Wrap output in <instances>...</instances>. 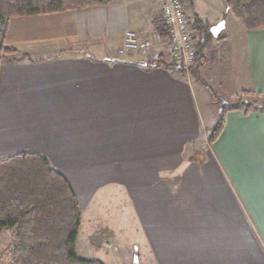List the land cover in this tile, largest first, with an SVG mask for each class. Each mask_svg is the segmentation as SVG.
Returning <instances> with one entry per match:
<instances>
[{"label": "crops", "instance_id": "crops-1", "mask_svg": "<svg viewBox=\"0 0 264 264\" xmlns=\"http://www.w3.org/2000/svg\"><path fill=\"white\" fill-rule=\"evenodd\" d=\"M165 1L0 19L3 47L17 52L7 59H19L0 62V159L43 156L80 209L121 186L156 264H264V112L227 110L207 141L192 76L156 67L170 62ZM186 1L195 40L199 20ZM205 1L232 27L218 36L229 53L217 75L222 101L264 95V28L246 30L225 0ZM127 32L148 43L147 54L120 60Z\"/></svg>", "mask_w": 264, "mask_h": 264}, {"label": "trees", "instance_id": "trees-1", "mask_svg": "<svg viewBox=\"0 0 264 264\" xmlns=\"http://www.w3.org/2000/svg\"><path fill=\"white\" fill-rule=\"evenodd\" d=\"M116 1L0 0V19L56 14ZM225 7L244 29L264 28V0H225ZM208 41L206 38L204 42ZM201 50L195 48L191 76L199 75L203 64ZM16 55V51L3 47L0 31V62H16L19 59H7ZM156 67L182 70L172 62L161 61ZM213 96L219 100L215 92ZM263 98L259 93L242 92L234 101L220 100L219 119L207 134V141L213 144L218 138L227 110H240L244 115L261 113L264 112ZM80 226L77 198L69 183L46 158L23 153L0 159V237L9 236L4 251L9 264H103L76 257L75 241Z\"/></svg>", "mask_w": 264, "mask_h": 264}, {"label": "rangeland", "instance_id": "rangeland-1", "mask_svg": "<svg viewBox=\"0 0 264 264\" xmlns=\"http://www.w3.org/2000/svg\"><path fill=\"white\" fill-rule=\"evenodd\" d=\"M192 2L194 4L190 7L196 14L194 18L200 22L199 28L193 26V30L197 33L194 44L196 49H202L200 55L205 60L206 79L204 81L201 75L190 78L193 80L194 99L203 122L204 134L207 136L218 121L222 106L220 100L222 101L223 91L219 89L217 75L220 71H225L224 68L229 63L228 49L224 45H218L219 40L212 38L210 29L220 22H224L225 26L227 18L207 5L205 0H192ZM214 2L219 6L223 5V0H214ZM230 32L232 27L227 21V30L219 34L220 38ZM206 38H209L210 44L206 50H203ZM114 54L115 52H112L111 56ZM126 56L128 55L118 57L121 60L128 58ZM132 57L138 56L134 54ZM223 76L224 72L219 77L224 78ZM213 92L219 94H217L219 100L213 96ZM198 146L199 153L203 154L202 145ZM102 194L105 196L103 199ZM83 206L81 226L75 241L77 258L100 261L103 264H156L149 242L141 231L137 213L133 210L131 203L124 198L121 186L109 185L107 188L100 189L92 201L87 206ZM7 240L9 241L8 234L0 237V264H9L8 257L4 254Z\"/></svg>", "mask_w": 264, "mask_h": 264}, {"label": "built area", "instance_id": "built-area-1", "mask_svg": "<svg viewBox=\"0 0 264 264\" xmlns=\"http://www.w3.org/2000/svg\"><path fill=\"white\" fill-rule=\"evenodd\" d=\"M186 9V0H166L161 10V23L168 32L165 44L170 62L180 67L188 76L195 61V44ZM158 42L162 44L160 39ZM148 50V43L138 39L134 33L127 32L118 55L121 57L128 54L145 55Z\"/></svg>", "mask_w": 264, "mask_h": 264}, {"label": "water", "instance_id": "water-1", "mask_svg": "<svg viewBox=\"0 0 264 264\" xmlns=\"http://www.w3.org/2000/svg\"><path fill=\"white\" fill-rule=\"evenodd\" d=\"M223 28H224V22H220L217 25L211 27V29H210L211 36L214 39H217L219 34H220V32L223 30ZM132 63H134L136 65H139V66H145L146 65L145 62H132Z\"/></svg>", "mask_w": 264, "mask_h": 264}]
</instances>
